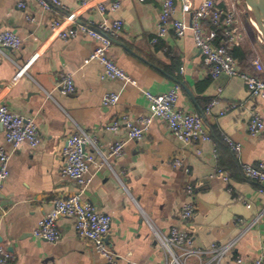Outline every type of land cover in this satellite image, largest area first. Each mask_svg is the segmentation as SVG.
<instances>
[{"label": "crops", "instance_id": "obj_1", "mask_svg": "<svg viewBox=\"0 0 264 264\" xmlns=\"http://www.w3.org/2000/svg\"><path fill=\"white\" fill-rule=\"evenodd\" d=\"M21 1L24 8L18 5ZM60 1L61 6L46 10L37 0H0V30H11L21 39L18 48L0 51V104L32 117L41 137L35 148L24 143L13 149L0 123V146L12 153L9 176L0 188V243L11 253L12 264H107L89 240L77 235L72 217L58 219L60 237L55 243L33 235L55 199L79 191V183L61 173L62 148L78 127L95 135L99 145V152L85 147L93 159L81 196L97 211L110 215L107 244L118 255V264H163L150 225L165 232L182 225L178 215L189 200L187 184L194 187L195 212L189 229L195 245L206 248L233 241L220 264H236L237 257L243 259L241 264H252L264 249V197L255 181L244 176L241 165L264 160V133L251 135L247 128L250 110L264 119V98L251 96L237 76L212 78L190 31L178 37L169 29L152 42L163 0H118L120 7L110 17L121 19L124 26L107 53L137 86L101 79L102 65L86 61L98 42L82 32L64 40L50 29V23L58 19L67 26L72 17L96 22L101 18L97 3L108 6L114 0ZM174 1L171 19L189 20L181 0ZM200 1L191 0L192 7ZM232 1L240 9L238 0H218L217 4L226 7ZM243 9L233 24L239 38L232 47L238 50L234 57L240 69L248 70L244 59L258 56L264 64V45L250 22L255 12ZM206 28L212 27L206 24ZM63 73L73 77L72 93L59 89ZM174 85L179 86L177 106L203 114L210 141L183 145L160 119H153L135 140L126 139L123 125L115 131L107 129L114 119L135 120L149 113L143 90L162 94ZM107 91L117 92L119 98L104 106ZM212 98L217 103L206 114L205 105ZM230 102L235 107L220 115ZM222 133L241 145L238 155L222 141ZM122 139L123 155L103 161L110 145ZM176 158L181 165L174 164ZM217 167L229 173L228 182L216 173Z\"/></svg>", "mask_w": 264, "mask_h": 264}, {"label": "built area", "instance_id": "obj_2", "mask_svg": "<svg viewBox=\"0 0 264 264\" xmlns=\"http://www.w3.org/2000/svg\"><path fill=\"white\" fill-rule=\"evenodd\" d=\"M88 0H81L82 4ZM144 1V0H140ZM218 0H201L200 4L192 7L191 0H181V10L184 14L189 13V20L184 18L171 19L174 8V0H163L158 15V22L152 42H157L172 29L175 36L182 37L187 31L193 35L196 47L199 49L203 63L208 66L209 75L216 78L220 74L237 76L245 81L251 96L264 98V64L260 57L256 56L251 61L252 71L242 70L238 61L230 53V48L234 45L239 34L233 24L236 22L237 13L243 9L237 8V2L232 1L226 7L217 4ZM43 9H51L54 6H61L60 0H37ZM24 8L23 1L18 3ZM120 2L114 0L108 6L103 2L97 3L100 13L98 21H78L72 17L67 26H63L62 21L54 19L50 23V29L56 32L64 40L75 37L79 32L85 33L98 42V46L88 55L86 61L97 60L102 65L101 79H117L137 86V82L130 77L122 68L108 56V50L113 42V38L121 31L124 23L119 18H112L110 14L117 11ZM27 19H32L26 16ZM250 22L257 28V40L264 43V36L251 18ZM213 27L208 31L206 24ZM217 30H221L225 39L220 44H215ZM21 39L11 30H0V51L3 47L16 49L20 46ZM59 89L63 93H72L75 90L73 77L70 73L60 75ZM179 86L174 85L162 94H154L148 90H143L149 102V113L131 120L126 116L114 119L106 127L115 131L121 125L125 126L126 139H140L147 131L153 119H160L170 129L174 136L183 144H193L197 141H210L211 137L205 130L202 121V113L186 112L177 106V91ZM119 98L115 91H107L102 98V105L114 104ZM217 103L212 98L205 105L204 113L208 114ZM236 103L230 102L220 110L222 115L235 107ZM0 123L4 130L5 139L13 149H17L21 144H27L31 148L39 145L41 137L32 117H27L10 111L6 105L0 104ZM247 128L251 135L264 133V119L255 110H250L247 120ZM222 141L230 151L238 155L241 145L233 141L228 135L221 134ZM99 152V145L95 135L87 133L78 127L70 134L62 148L63 165L61 173L80 185L79 191L64 198H57L53 201L51 209L38 221L33 230V235L55 243L59 237L58 219L62 216L72 217L76 233L79 237L91 242L92 249L101 255L107 264H118V255L104 242L103 238L108 234L111 217L106 213L99 212L87 200L81 196L84 186L89 182L87 177L88 163L93 159L92 153L85 151V147ZM199 153L200 150L197 149ZM124 153V140H118L109 147L108 155L103 157L107 162L109 157L121 156ZM216 156V149L213 150ZM12 153L0 146V188L9 176V161ZM176 166L181 165L179 158L174 159ZM244 176L255 181L258 193L264 197V160L256 165L243 163L241 165ZM185 171H188L185 168ZM216 173L228 182L229 173L222 167L216 168ZM185 192L189 197L180 211L179 221L181 226L173 225L168 231L157 229L150 225L152 233L158 243V247L163 256V264H220L222 259L232 249L233 241L224 244L212 243L208 247H199L194 243L193 235L189 229V221L195 212V202L193 200L194 187L187 184ZM12 255L0 243V264H12ZM243 259L237 257L236 264H241ZM252 264H264V249L252 260Z\"/></svg>", "mask_w": 264, "mask_h": 264}, {"label": "bare ground", "instance_id": "obj_3", "mask_svg": "<svg viewBox=\"0 0 264 264\" xmlns=\"http://www.w3.org/2000/svg\"><path fill=\"white\" fill-rule=\"evenodd\" d=\"M247 5L249 9L255 13L257 12V6H263L264 0H248ZM258 19L255 21L256 26L264 36V22L261 20L263 17L262 12L258 13Z\"/></svg>", "mask_w": 264, "mask_h": 264}, {"label": "trees", "instance_id": "obj_4", "mask_svg": "<svg viewBox=\"0 0 264 264\" xmlns=\"http://www.w3.org/2000/svg\"><path fill=\"white\" fill-rule=\"evenodd\" d=\"M207 25L209 27H213L210 23H207ZM223 39H225V37L223 35V32L221 30H217V37H216V40H215V44L219 45L221 40H223ZM230 53L233 56H236L238 54V50L235 47H231L230 48ZM251 61H252V59H250V60H245L244 59L245 63H243L246 66L245 68H247L250 71H252ZM262 76L264 77V74H262Z\"/></svg>", "mask_w": 264, "mask_h": 264}, {"label": "water", "instance_id": "obj_5", "mask_svg": "<svg viewBox=\"0 0 264 264\" xmlns=\"http://www.w3.org/2000/svg\"><path fill=\"white\" fill-rule=\"evenodd\" d=\"M257 12L258 13L262 12L263 17H264V5L263 6H257ZM258 13H255L256 17H258ZM261 20L264 22V18H262ZM263 45H264V43H263ZM107 235H105L104 238H103L105 243H108ZM0 241H1V237H0Z\"/></svg>", "mask_w": 264, "mask_h": 264}, {"label": "rangeland", "instance_id": "obj_6", "mask_svg": "<svg viewBox=\"0 0 264 264\" xmlns=\"http://www.w3.org/2000/svg\"><path fill=\"white\" fill-rule=\"evenodd\" d=\"M247 2H248V0H238V3H239V8L240 9H243V7L246 9V10H249V8H248V6H247ZM244 10V9H243ZM253 13V12H252ZM252 16V19L254 20V21H256L255 20V16H254V13L251 15ZM258 33V32H257Z\"/></svg>", "mask_w": 264, "mask_h": 264}]
</instances>
